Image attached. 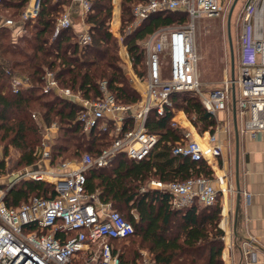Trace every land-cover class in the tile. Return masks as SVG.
<instances>
[{
    "label": "built area",
    "instance_id": "obj_1",
    "mask_svg": "<svg viewBox=\"0 0 264 264\" xmlns=\"http://www.w3.org/2000/svg\"><path fill=\"white\" fill-rule=\"evenodd\" d=\"M78 1L81 20L85 23L89 1ZM42 4L43 0H28L19 19L0 15V26L8 27L15 38L22 32L25 21L37 17ZM225 4L226 0H141L133 5L136 24L161 10L184 11L187 17L186 22L160 28L143 41L145 72L141 76L133 70L121 36L115 34L119 38V54L127 64L125 74L139 93L136 102H116L104 80L100 81V96L83 97L79 91L61 87L53 71L45 70L43 92L53 91L79 106L77 119L82 132L88 136L97 128L108 131L113 138L96 156L85 152L79 161L64 160L52 165L50 148L57 136L58 124L44 125L39 114L32 113L41 128L38 160L11 173L6 189L21 179H35L51 183L55 193L49 197L32 195L11 206L3 200L6 189L0 190V264H122L115 241L132 234L133 225L110 202L85 190V172L91 166L107 165L119 153L135 160L145 158L158 140L157 134L147 127L150 113L166 117L171 125L180 128L181 136L171 145L172 154L205 161L212 170L211 177L150 180V187L170 194L171 208L213 205L226 200L234 191L228 171L219 161L230 129L228 122L218 114L228 112L231 106V80L227 78L217 87L201 89L194 29L196 19L220 14ZM68 5L55 18L54 34L62 28L74 29ZM114 20L118 23V13L112 9L110 31ZM86 25L82 32L75 31L79 44L90 41ZM238 43L234 78L238 129L241 134L256 138L264 131V0L243 1ZM5 71L10 74L9 68ZM25 83L21 75H12L14 92ZM183 91L199 96L203 107L215 120L212 132L206 130L200 135L191 130L186 113L173 104L172 96ZM244 195L249 202L250 194L245 192ZM222 216L223 226L228 223V215ZM141 253L135 263L129 264H155L149 255Z\"/></svg>",
    "mask_w": 264,
    "mask_h": 264
},
{
    "label": "trees",
    "instance_id": "obj_2",
    "mask_svg": "<svg viewBox=\"0 0 264 264\" xmlns=\"http://www.w3.org/2000/svg\"><path fill=\"white\" fill-rule=\"evenodd\" d=\"M27 1L0 0V14L17 20ZM88 1L84 21L89 26L90 41L86 44H79L72 27L54 34L55 18L70 0H43L37 17L25 21L15 38L8 27L0 26V142L3 152L9 147L19 150L21 168L38 160L41 128L32 113L39 114L44 125L58 124L50 148L52 165L64 160L79 161L85 152L96 156L113 138L108 131L97 128L85 135L77 119L79 106L53 91L43 92L46 69L53 71L61 87L79 91L86 98L101 95L102 80L118 103L130 104L139 98L125 75L119 38L109 30L113 0ZM138 1L141 0H120L119 32L131 66L141 76L145 72L143 41L160 28L186 22L187 17L184 11L161 10L136 24L132 7ZM14 74L21 75L26 82L16 92L11 88ZM172 99L199 131H213L215 120L198 95L183 91L175 93ZM147 127L157 134L158 140L145 158L135 160L119 153L107 165L91 166L85 172V190L124 209L125 214L117 210L133 225L132 234L115 241L121 263H135L140 258L138 247L131 254L121 249L135 233H140L141 240L150 246L155 264H224L220 201L175 209L170 206L167 191L146 184L148 179L182 181L199 175L211 177V168L205 161L171 153V145L181 136V130L166 117L150 113ZM54 193L49 182L21 179L5 190L3 200L6 205L16 206L32 195L49 197Z\"/></svg>",
    "mask_w": 264,
    "mask_h": 264
},
{
    "label": "crops",
    "instance_id": "obj_3",
    "mask_svg": "<svg viewBox=\"0 0 264 264\" xmlns=\"http://www.w3.org/2000/svg\"><path fill=\"white\" fill-rule=\"evenodd\" d=\"M241 2H243V0ZM112 3L113 11H117L118 13V23L114 20L110 29L114 34L119 35L120 0H113ZM68 8L74 22L75 31L82 32L87 28V25L81 20L79 1L70 0ZM123 64L125 65V69H127L126 62ZM228 78L230 79V76H228ZM218 115L220 118H224L229 124L230 132L226 138L227 141L230 142L231 133L233 132L231 106L228 112L223 113L221 111ZM239 136V209L236 228L234 230L233 217L236 196L235 173L231 172V169H229L232 173L230 178L234 191L226 197V200L222 201V204L224 206L223 214H231L232 217L230 223L223 225L222 258L224 264H264V131L258 134L256 138H251L240 132ZM226 144L223 147V152L219 161L223 163L228 171L231 160L229 159L228 161L226 152L229 151L230 143ZM234 159L233 157V169L235 165ZM245 192L250 194L249 202L246 201Z\"/></svg>",
    "mask_w": 264,
    "mask_h": 264
},
{
    "label": "rangeland",
    "instance_id": "obj_4",
    "mask_svg": "<svg viewBox=\"0 0 264 264\" xmlns=\"http://www.w3.org/2000/svg\"><path fill=\"white\" fill-rule=\"evenodd\" d=\"M232 0H226L225 7L223 11L214 16H204L199 19H196L194 22V29H195V44L197 49V54L199 57L198 60V69L200 73V81L202 83V90H208L210 88H214L219 86L223 80L228 78L230 72V57H229V49H228V41H227V26H226V17L229 5ZM239 0L234 12L231 17L230 22V30H231V37L233 42L234 48V62H235V70L238 66V50H239V35H240V9L242 7L243 2ZM244 1V0H243ZM229 2V3H228ZM228 3V4H227ZM5 15V13H1ZM115 25V24H114ZM178 26V24H172L170 27ZM167 30V29H166ZM120 36V34H119ZM118 37V36H117ZM168 64L166 63V73ZM126 75V74H125ZM168 76V75H167ZM127 77V76H126ZM128 79V77H127ZM130 81V80H129ZM132 85L134 83L130 81ZM137 91V90H136ZM138 93V92H137ZM190 94H194L193 92H189ZM139 94V93H138ZM197 95V94H196ZM187 116V114H185ZM187 119L190 122V128L194 132L200 133L192 123L190 117L187 116ZM229 135V134H228ZM227 135V136H228ZM230 143L229 151L226 152V157L228 156L230 164L228 168L229 176L234 173L233 169V157H234V137L233 132L231 133V140L230 142L227 141V144ZM226 144V145H227ZM3 143L0 142V190H4L6 188V182L8 180V176L11 173H14L21 169V162H18L20 152L14 147H9V150L3 152L2 149ZM231 169V172L229 171ZM150 182L148 179L147 183ZM222 205V201L220 202ZM198 207H201L200 204H195ZM115 209L120 210L124 213V209L117 208L112 206ZM125 214V213H124ZM223 208L221 211V216L219 220V225L223 228L221 224V219L223 218ZM231 214L228 215V223H230ZM136 219V218H135ZM140 233L132 236L127 242L128 244H123L122 250L128 252L129 254L134 251L135 248L138 247L139 251L138 254H142L141 252L149 255L151 257L150 246L149 244L141 240ZM223 259V258H222ZM224 263V262H223Z\"/></svg>",
    "mask_w": 264,
    "mask_h": 264
},
{
    "label": "water",
    "instance_id": "obj_5",
    "mask_svg": "<svg viewBox=\"0 0 264 264\" xmlns=\"http://www.w3.org/2000/svg\"><path fill=\"white\" fill-rule=\"evenodd\" d=\"M239 0H232L226 17V26H227V41H228V49H229V57H230V80H231V112H232V129H233V136H234V173H235V209H234V217H233V228H236L237 222V215L239 209V201H240V185H239V129L237 124V117H236V99H235V62H234V48L233 42L231 37V30H230V22L231 17L234 12V9L237 5Z\"/></svg>",
    "mask_w": 264,
    "mask_h": 264
}]
</instances>
